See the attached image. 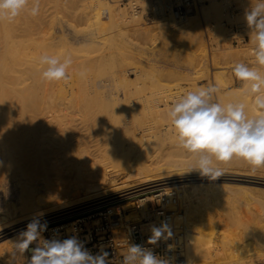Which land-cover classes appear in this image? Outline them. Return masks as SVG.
Masks as SVG:
<instances>
[{
    "label": "rangeland",
    "instance_id": "1",
    "mask_svg": "<svg viewBox=\"0 0 264 264\" xmlns=\"http://www.w3.org/2000/svg\"><path fill=\"white\" fill-rule=\"evenodd\" d=\"M106 1L114 3L120 8L123 12L121 21L118 26L116 25L112 30L109 29L112 32L108 30L109 34L103 42L89 44L91 48H88L86 51L78 50L79 46L83 43L90 42V37L82 31L86 25L84 16L85 1L67 0L66 3L62 2L61 20H58L54 26L57 29V34H59V38H57L58 46L54 48L58 49L60 54L57 51L56 55L53 56H58L62 60L65 55H71L73 59L71 69H76V74L73 73L74 75L68 71L70 68L67 70L69 79L65 83L63 81V88L65 89L59 91L61 97H63V93L66 91L67 93L73 91L74 97H71V99L76 106L87 105L88 107H96L112 105L113 109L109 107L112 111L116 110V106H120L121 108L119 107L118 109L121 113L116 114L117 116L112 121L113 123L108 124L99 121L100 116L84 118L83 115H80V119L75 123L76 129L72 131L75 141L69 134L60 132L59 142L64 146L68 145L64 152L72 164L73 177L83 173L87 167L86 165L91 160L90 158L94 157L92 153L96 154V160L99 163L102 162L106 165L115 163L117 165L115 168L118 173L111 174L103 187V190L106 192V198L109 199L110 197L108 203L94 199L92 194L87 195L86 198L96 202L97 206L93 212L100 210L98 208L100 205L111 206L110 208L116 209L119 214L121 208V225L126 226L128 220L137 221L148 214L156 216L160 208L174 214V210L170 209L175 208L177 203L174 199L169 198V190H164L159 195L148 194L147 198L141 199V208H137L134 203L141 196L139 193L131 195V197L127 198L128 200H118L111 193L116 183H122L127 178L129 170L133 166L139 168L141 159L148 160L152 153V159L155 160L157 158L155 161H162V163L164 161L170 163V160L165 158L166 156L169 157V153L171 155L173 152L174 155H178L182 159L185 158V160L192 158L183 149L174 145L173 141L172 145L170 136L172 137L175 133L168 117L171 103L187 91H195L199 87H206L214 83L220 89L215 99L222 105L244 103L246 108L247 106H253V98L247 94L248 86L234 76L232 69L237 63H245L250 67H257V65L252 55L253 46L249 42V29L244 20V13L249 7V0H195V8L188 14V16H191L194 15L193 13H196L193 26L197 31L195 34L177 32L163 25L160 26L159 19L162 17L161 14H164V16L173 15L175 20L179 21L172 10L176 0H146L147 2L144 0L145 3L139 0L140 5L138 3V6H141L140 10L142 11L135 10L137 7L135 8L132 3L136 0L132 2H126L127 0ZM165 1H167L166 5L163 3ZM141 3L144 5H141ZM146 12H153L156 21L151 23L146 22L143 17V14ZM109 17L110 15L106 14V22H110ZM66 18L70 20V23L65 21ZM236 27L238 28L237 35L239 36V41H235L231 36ZM73 47H76L77 50H74ZM41 55L44 54L36 55L34 59L29 60L31 62L28 61L29 68L23 75L25 80H23L22 84L16 86L22 85L20 87L22 89L18 87L12 94L15 96L16 101L19 100L21 95H24L23 97L25 98H20L22 101H26L27 99H32L35 103L40 101L41 83L43 80L41 76L43 65L39 63ZM81 70H86L84 77L78 74ZM219 71L225 72V80L223 79L222 81V78L218 77ZM260 71L264 74V69H260ZM28 94H31L30 98H27L28 96L26 95ZM224 94H228V96L222 98ZM221 95L222 97H220ZM68 99L71 102V99ZM71 141H74V145L69 143ZM185 153L188 158L184 156ZM190 162H193L192 159L188 162L182 161L174 166L169 176L170 180L178 179L184 174L186 163L190 165ZM232 162L219 165L220 168L222 167L223 173L225 172L220 176L221 180L220 177L215 181H210L207 178L198 179L196 176L188 175L185 177V180L175 181L170 185L183 183L186 187H199L200 185H204L202 187H212L216 185H213L215 182L220 183L225 181L224 178H233L231 181L238 184L234 186L236 191L235 189H233V192L231 190L232 195L229 192L226 194H224L225 192H220L222 195L219 194L218 199H213L214 203L212 202L213 204L211 203L209 206L212 205L215 208V214L217 213L215 219L218 220L217 222L221 221L220 225L223 224L222 228L226 229V232L229 233L228 237L234 240L233 243L229 244V247L231 245L232 248L237 247L239 243L240 245H244L243 247L246 246L247 250L252 246L249 254L243 255L239 263L235 261L231 264H264V248L258 245L260 241L258 238L261 239L262 236L261 226H264V205L261 204V201L264 199V187L261 188L262 190L260 189L264 184L257 182L259 181L258 177H264V169L262 168L252 173L249 166L242 161H240L241 164L236 160ZM244 171L247 173H244ZM253 175L256 176L254 177ZM206 183H209L210 186L206 185ZM246 184L248 185L246 188L249 187L250 189L248 188V192H245V188L244 194L242 193L243 198H241L240 191L242 192ZM52 186L54 185L52 184ZM4 188L7 192V199L2 195ZM256 192L258 193V197L262 198L261 200L257 198ZM234 193L238 194L239 197L238 195L233 196L235 195ZM228 195L232 196H230L231 200ZM247 195L250 196L248 197ZM253 198L257 199L256 202H254L255 200L251 202ZM233 199L237 201L235 202ZM231 201L234 205L237 203V206H233ZM5 202L7 203L5 204ZM240 202L243 204L238 205ZM130 203L133 204V208L128 206ZM215 203H219L218 206L221 205V208L223 206L222 209L224 211L219 209ZM20 205L19 189L14 183L9 182L6 184V187L0 186V213H7L9 211L8 217H11L9 219H18L19 216L21 217V213L16 208ZM237 209L241 210L239 212H244L245 216L250 214L249 217L251 218L253 217L251 215H255L256 213L257 217L256 215L254 217L257 219L253 217L254 221H252L253 219L246 216V225L243 222L248 229L251 228L250 230L254 231L255 235L245 228L244 225L237 228L230 224L229 213L234 218L237 217V214L242 220L245 217L244 213H237ZM233 210L235 214H233ZM258 211L259 216H262H260L261 219L258 216ZM89 212L91 213L92 210H89ZM74 213L71 219L77 216ZM219 214H221V217ZM35 215L37 214H33L28 219H32ZM39 215L46 216L41 213ZM14 216L16 217L14 218ZM63 216H66V214ZM216 217L219 218L217 219ZM58 218H49L46 221L50 222ZM239 218L236 219L240 220ZM62 220V222H65L67 218L64 217ZM257 220L258 222L262 220V223H258ZM250 221H252V224L256 221V224L254 223L251 227ZM169 223L172 224V220ZM228 224L231 225V229L227 227ZM258 225L259 228L257 229ZM254 226H256V229H254ZM50 227L52 228L53 226ZM192 235L191 238V235L189 236V239H193L194 237L195 240H199V237L200 239L202 238L198 234H196L198 236ZM246 236L248 238L250 236L252 239L250 240ZM240 238L242 239L240 240ZM244 238L247 240H244ZM194 239L190 243L191 246L194 244ZM257 249L260 251H257ZM2 251L3 248L0 249V254L3 253Z\"/></svg>",
    "mask_w": 264,
    "mask_h": 264
},
{
    "label": "bare ground",
    "instance_id": "2",
    "mask_svg": "<svg viewBox=\"0 0 264 264\" xmlns=\"http://www.w3.org/2000/svg\"><path fill=\"white\" fill-rule=\"evenodd\" d=\"M84 1L85 12H83L86 25L82 31L90 37V42L83 43L82 45L80 44L81 46L78 48L80 51H86L88 48H91L89 46L91 43L95 44L103 42L107 38L109 31L112 30L113 27H116V25H119L123 15L120 8L109 1ZM138 1L139 0L134 1L132 3L133 6L137 8L141 7L138 6V3L140 2ZM141 1L145 3L146 0ZM62 2L66 3L67 0H40V13L37 17H31L27 13H21V15L13 22L0 23V186L6 187L7 183H14V185H16L19 189V203L21 204L19 207L17 206L18 208H16L19 209L21 213V217L19 216L20 218L18 217V219L15 218L16 216H14L15 219L13 220L9 219L11 218L10 216L8 217L9 211L7 213H0V247L3 248V253L0 254V264H27L26 252L23 256L17 255L13 257L12 255L13 244L18 239V234L20 233L19 225L22 222L31 221V219L28 218H30L33 214H55V218H60L53 219L48 222V225L50 224V226H53L52 228L50 226L49 227L52 230H57L61 227L67 226L69 230V221L72 220L71 218L74 210L77 209L75 207L81 204H86L83 206H88L90 204L96 205L95 201L86 198L87 195L92 194L94 199H98L99 201L100 198H103L104 200H102V202L108 203L110 197L109 199L106 198V192L103 190V187L111 174L113 175L115 172L118 173L115 168L117 166L115 163H109L107 165L102 162L99 163L96 160V154L92 153L94 157H91V160L89 159L90 161L88 165H86L87 167L83 173L73 177L74 172L72 164L64 152L68 145H62L59 142V136L60 132H64L69 134L74 140L72 131H75L74 129H76L75 123H77L78 119H80V115H83L84 118L100 116L99 121H102L105 124L113 123L112 121L115 120V117L117 116L116 114L121 113L118 109L120 106H116V110L119 111L118 113L116 110L112 111L110 109L112 105H101L96 107H88L87 105L76 106L73 104L71 99V97H74L73 91H69L68 93L66 91L63 93V97L59 95V91L65 89L63 88L65 81L63 83V80L53 82L42 80L40 101L36 103L35 101H32V99L22 101L20 98H24V95H21L20 98L18 97L19 100L16 101L14 98L15 96L12 95L16 91V88H20L22 85L18 87L16 86L18 84H22L23 80H25L23 75L29 68V60L34 59L36 55L42 53L50 56L56 55L58 49L54 47L58 46L57 38H59V34H57V29L54 26L58 20H61L60 14L62 13ZM166 2L167 1L163 3L166 5ZM141 5L144 4L141 3ZM29 6H31V4ZM106 14L110 15V22H106ZM193 14L194 15L191 16L187 15L182 18L183 20L179 19V21L175 20L173 15L164 16V14H161L162 17L159 16L161 17V19H159V23L161 24L160 26L163 25L164 27H168V29L171 28L177 32L195 34L197 31L193 26L195 19L194 16H196V13ZM67 19L68 18H66L65 21L70 23V20L68 19V21ZM78 31L80 30L78 29ZM73 49L77 50L76 47H73ZM58 54H60L59 51ZM45 67L46 66L43 65L42 70ZM71 68L72 67L70 66V69L68 70L70 71V74H76V69L74 70ZM217 75L219 78H222V81L223 79L225 80V72L219 71ZM26 96H28L27 98H30L31 94ZM225 96H228V94H224L223 97L221 95L220 97L224 98ZM68 98L71 99V102ZM7 100L9 101L7 102ZM246 112L248 115L250 114V116L256 114L254 105L247 106ZM170 138L172 139L171 142L173 141L175 143L174 145H177L175 134L172 135V137L170 136ZM74 141L69 143L74 145ZM187 155L189 156V154ZM187 155L185 153L184 156L188 158ZM168 156L169 157L166 156L165 159L170 160V163H166L165 161L163 163L162 161H155L157 159L156 156V159L153 160V153L150 155L148 160L141 159L139 168L134 166L133 168L130 167L131 169L129 168L130 170L127 178L122 183H116L115 186H113L111 191L112 195L118 200H128L127 198L131 197V195L138 193L141 195L138 198L141 199L147 198L148 194L159 195L162 194V191L164 190L170 191L169 198L174 199L177 203L175 208L170 209L174 210V214H172L170 219L172 220V224H170L172 236L167 239L173 246V264H231L235 261L239 263V260L243 255L249 254L252 246L250 247L248 245L250 249L247 250L245 248L246 246L243 247L244 245H240L239 243L237 247L232 248V245L229 247V244L233 243L234 240L228 237L229 233L226 232V229L222 228L223 224L220 225L221 221L217 222L218 220L215 219V216H217V213L215 214L214 211L215 208L212 205L209 206L212 202L214 203V201H212L213 199L219 198L218 195L220 192H225L224 194L229 192L231 194L233 189H235L234 186L238 184L231 181L233 178L230 177L226 179L224 178L225 181L220 183L212 182L214 183L213 185L216 184L212 187H202L204 185H200L201 187H186L183 183L179 185H170L175 181L178 182L185 180V177L188 175L196 176L198 179L206 177H201L196 171L187 172L188 166L190 165H187L186 163L185 173L178 179L170 180L169 176L173 167L182 161L188 162L192 158L190 160H185L184 156V159L179 158L178 155H174V152L171 155L169 153ZM158 159L162 160L160 158ZM236 161L238 162V160ZM245 172L246 171H244V173ZM235 179L237 180V178ZM258 180V183L264 184V177H258ZM156 181L158 182L156 183ZM52 184L54 186H52ZM210 184L206 183V185L209 186ZM247 186V184L244 188L240 186L243 188L242 192L240 191L241 195L242 193L244 194L243 191ZM254 187L252 188L254 189ZM262 187L264 186H261L260 189ZM248 188H246L245 192H248ZM231 190L232 192H230ZM261 190L259 191L261 192ZM2 195L6 198L7 192L5 188ZM231 195L228 196L230 197ZM236 195L238 194L233 196ZM231 197L230 200L232 199ZM240 197L243 198V195ZM257 198L259 200L262 199L261 197H258V193ZM253 200H255V198L251 199V202ZM256 200L254 202H256ZM263 201L260 203L264 205ZM6 203L7 202H5V204ZM231 203L230 205L233 204V206H237V203L235 205L234 203ZM241 203L242 202L238 205H241ZM215 204H217V206L219 205V203ZM128 206L133 208V204L131 203L128 204ZM220 206H218L219 209H222L223 206L222 208ZM245 206L247 207L246 204ZM88 208L90 211L92 210L91 213H93L96 206ZM239 211L241 210H238L237 213ZM69 212L70 214H68ZM16 213L18 214V212ZM86 213L90 214L89 210ZM241 213L243 214L244 212H239V214ZM64 214H66V216H63ZM233 214H235V211ZM220 215L221 214H219V216ZM243 215L245 216V213ZM255 215L253 214L251 216L254 217ZM42 216L43 215L40 217ZM236 216L237 217L234 218L233 215H230L229 213L228 218L230 217L229 220L232 222H230L232 226L234 225L237 228H240L245 224V218L247 215L245 217L243 216V220L240 219L241 217H238V214ZM249 216L250 214H248L247 218ZM64 217L67 218V221L62 222V218ZM253 217L249 218L253 219ZM216 218L218 219L219 217ZM236 218H239L240 220H237ZM44 220L46 219H41V222ZM262 220H259V222L262 223ZM252 221H254V219ZM252 221H250V223ZM255 222H253V224ZM230 224H228L227 227L231 229ZM245 225L244 227L247 228ZM258 228L259 225L257 229ZM250 229L248 230L251 231ZM254 229H256V226H254ZM261 232L262 236L261 239L258 238V240H260L258 245L264 248V226H261ZM251 233H254V231H251ZM192 234L202 236L201 239L200 237L198 238L199 240H195L193 237L195 240L194 244H192L193 246L190 244L193 242V239H189L190 235V238L193 236ZM241 239L242 238H240V240ZM251 239L252 238H250V240ZM244 240L247 239L244 238ZM258 250L259 249H257V251Z\"/></svg>",
    "mask_w": 264,
    "mask_h": 264
},
{
    "label": "clouds",
    "instance_id": "3",
    "mask_svg": "<svg viewBox=\"0 0 264 264\" xmlns=\"http://www.w3.org/2000/svg\"><path fill=\"white\" fill-rule=\"evenodd\" d=\"M21 13L37 17L40 0H0V23L13 22ZM244 20L257 67L237 63L232 72L248 86L247 94L253 98L256 114L249 116L244 103H219L215 98L220 89L214 83L187 91L175 99L168 110L177 146L192 157L187 172L196 171L210 181L223 174L220 164L233 160L247 164L252 173L264 168V74L260 71L264 69V0H249ZM39 63L46 66L41 73L44 81H67V70L73 59L71 55L61 60L58 56L44 54ZM78 74L84 77L86 70ZM47 229V221L41 222L40 215H35L18 234L13 257L30 251L27 264H110L109 252L103 248L94 255L75 236L46 239L43 233ZM150 231L147 243L152 245L172 236L167 221L151 226ZM32 244L36 247L30 248ZM122 257L121 264H169L168 260L139 244H129Z\"/></svg>",
    "mask_w": 264,
    "mask_h": 264
},
{
    "label": "built area",
    "instance_id": "4",
    "mask_svg": "<svg viewBox=\"0 0 264 264\" xmlns=\"http://www.w3.org/2000/svg\"><path fill=\"white\" fill-rule=\"evenodd\" d=\"M132 0H127L130 2ZM136 8V7H135ZM141 7L136 8L137 11ZM195 8V0H176L173 4V14L177 19H182L187 16ZM146 22L155 21V14L153 12H146L143 14ZM237 27L233 30L232 38L235 41H239V36L237 35ZM144 200V198H141ZM137 199L134 203L137 208H141L142 200ZM104 200L103 198L100 199ZM92 203V202H91ZM89 204V203H87ZM100 204V203H99ZM86 205V204H83ZM82 204L75 207L74 219L69 221L68 227H61L57 230H52L49 226L47 231L43 233L44 238L51 239L53 237L58 239H67L75 236L79 241H81L85 248L91 250L95 255L101 248L109 252L110 264H121L122 254L126 252L127 246L129 244H139L145 248L151 249L155 255L161 259L169 261V264H173V246L167 239H161L157 244H148L147 241L151 235V226H159L162 221H169L172 214L163 208L158 209L156 216L153 214H148L137 221H127L126 226L121 225V208L120 214L117 213L116 209L113 210L111 206H101L98 207L100 210L90 214H86L88 207H95L96 205L83 206ZM88 209V210H87ZM53 215L42 216L41 219L54 218ZM44 220V221H46ZM30 221L22 222L19 225L20 232L26 229V225ZM48 223V222H47ZM36 247L35 244L30 245V248ZM27 261L31 258V252H26Z\"/></svg>",
    "mask_w": 264,
    "mask_h": 264
}]
</instances>
